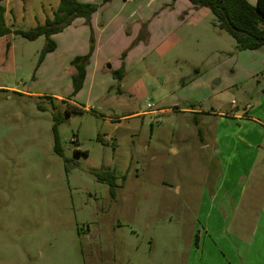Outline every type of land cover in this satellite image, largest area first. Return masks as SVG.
Returning <instances> with one entry per match:
<instances>
[{"label": "rangeland", "instance_id": "rangeland-1", "mask_svg": "<svg viewBox=\"0 0 264 264\" xmlns=\"http://www.w3.org/2000/svg\"><path fill=\"white\" fill-rule=\"evenodd\" d=\"M4 1L10 25L27 31L59 0ZM45 44L0 38V264H189L211 208L216 127L215 117L191 111L257 107L264 65L257 71L202 8L160 44V58L154 52L133 67L128 82L109 90L89 81L76 100L88 108L79 111L34 95L70 97L73 89L74 67L39 71ZM104 171L117 176L116 197L94 175ZM255 180L225 219L246 239L264 198Z\"/></svg>", "mask_w": 264, "mask_h": 264}, {"label": "crops", "instance_id": "crops-1", "mask_svg": "<svg viewBox=\"0 0 264 264\" xmlns=\"http://www.w3.org/2000/svg\"><path fill=\"white\" fill-rule=\"evenodd\" d=\"M79 1L100 5L99 10L90 21L77 19L63 33L51 38L56 49L46 55L39 71L46 68L48 63L57 67L58 62L60 66L71 68L72 61L87 55L93 46L84 87L74 99L71 98L73 89L69 91L70 97L34 95L53 98L81 110L88 107L82 109L76 100L85 91L89 81L99 87L106 85L109 90L118 81L128 82L126 75L131 73L133 67H140L142 61L154 52H158L160 58V44H165L183 22L202 9L193 7L190 0H139L138 4H135L137 0H120L117 3L115 0L113 3H109L110 0ZM248 2L253 6L257 4V0ZM59 4L60 0L57 8ZM3 5H6L5 1ZM56 10L51 9L47 13L43 8L33 28L52 19ZM9 12L14 19L13 10ZM181 15L185 17L181 19ZM5 17L7 25L13 27L8 20L7 8ZM261 51L264 48L241 53L255 64L257 71L261 69L260 64L264 65V52ZM150 68L153 67L150 65ZM113 72L120 73L122 80L116 79ZM256 73L252 71L250 75ZM257 100V107L247 104L245 109L234 111L225 112L213 105L211 111H191L215 117L216 127L213 137L209 138L213 146L211 169L214 174H209V190L205 196V203H209L211 208L202 214L206 224L198 225L196 239L189 253V264H264V198L258 206L259 211L253 215L255 222L249 226L248 239L232 232V221L229 226L225 222V219H232L236 215V208L242 204L254 177L258 179L255 180L256 184L261 182L259 187H264V93L258 95ZM212 129L209 128L208 132Z\"/></svg>", "mask_w": 264, "mask_h": 264}, {"label": "trees", "instance_id": "trees-1", "mask_svg": "<svg viewBox=\"0 0 264 264\" xmlns=\"http://www.w3.org/2000/svg\"><path fill=\"white\" fill-rule=\"evenodd\" d=\"M3 2L4 0H0V38L16 35L30 42L45 38L46 44L41 50L38 65L43 62L47 54L55 51L56 44L51 40L53 36L63 33L77 19L90 21L92 16L99 10V6L95 4L81 3L79 0H60V4L52 19H48L44 25L24 31L7 25L6 8ZM190 2L196 9H209L213 13L218 27L234 38L238 50L259 51L264 48V0H257L255 6L251 5L248 0H190ZM93 50L92 46L87 55L77 57L72 61V66L76 69V73L72 77L73 92L71 98L75 97L84 87L87 66ZM113 75L118 80L123 78L118 72H113ZM48 99L54 100L53 98ZM67 116H70V112L67 113ZM56 119L58 118L56 117ZM54 129L55 152L63 156L56 125ZM75 155L80 156L82 153L78 150ZM94 175L98 181L107 184L110 187L112 197H116L118 188L116 174L112 171H104L94 172Z\"/></svg>", "mask_w": 264, "mask_h": 264}, {"label": "built area", "instance_id": "built-area-1", "mask_svg": "<svg viewBox=\"0 0 264 264\" xmlns=\"http://www.w3.org/2000/svg\"><path fill=\"white\" fill-rule=\"evenodd\" d=\"M128 1H135V0H128Z\"/></svg>", "mask_w": 264, "mask_h": 264}, {"label": "water", "instance_id": "water-1", "mask_svg": "<svg viewBox=\"0 0 264 264\" xmlns=\"http://www.w3.org/2000/svg\"><path fill=\"white\" fill-rule=\"evenodd\" d=\"M110 68V66H108Z\"/></svg>", "mask_w": 264, "mask_h": 264}]
</instances>
